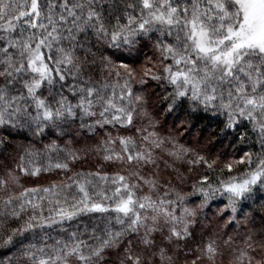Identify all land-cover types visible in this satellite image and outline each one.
Masks as SVG:
<instances>
[{
  "label": "snow or ice",
  "instance_id": "obj_1",
  "mask_svg": "<svg viewBox=\"0 0 264 264\" xmlns=\"http://www.w3.org/2000/svg\"><path fill=\"white\" fill-rule=\"evenodd\" d=\"M0 264H264V0H0Z\"/></svg>",
  "mask_w": 264,
  "mask_h": 264
},
{
  "label": "trees",
  "instance_id": "obj_2",
  "mask_svg": "<svg viewBox=\"0 0 264 264\" xmlns=\"http://www.w3.org/2000/svg\"><path fill=\"white\" fill-rule=\"evenodd\" d=\"M163 115H161V119H163ZM169 122H171V118H169ZM11 151V150H10ZM85 167H87L88 165H84ZM55 175H49V174H43L38 178H25L23 183L26 186H31L33 184H47L48 182H50L51 179H55Z\"/></svg>",
  "mask_w": 264,
  "mask_h": 264
}]
</instances>
